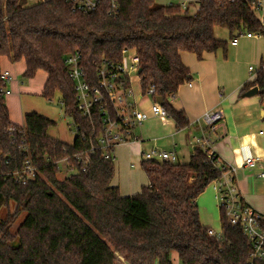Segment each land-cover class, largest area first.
I'll return each instance as SVG.
<instances>
[{
	"label": "trees",
	"instance_id": "obj_1",
	"mask_svg": "<svg viewBox=\"0 0 264 264\" xmlns=\"http://www.w3.org/2000/svg\"><path fill=\"white\" fill-rule=\"evenodd\" d=\"M254 1L198 0L183 9L177 3L118 0V11L110 14V2L103 0L97 11L84 14L66 0H0V75L2 57L24 60L28 78L44 71L42 96L51 100L59 93L65 115L90 132L77 108L65 56L80 50L83 64L93 70V62L119 61L128 49L140 58L143 91L155 86L180 130L188 119L167 97L191 80L182 52L198 58L221 48L227 52V41L215 35L217 26L231 38L264 36ZM193 4L198 5L194 12ZM254 87L264 104L263 69L242 92ZM55 123L37 112L25 115L24 126L13 123L0 92V209L15 203V212L0 220V264H120L121 258L127 264H173V251L180 264H264V259L250 260L249 241L228 222L224 207L220 238L202 224L197 199L221 175L202 148L196 147L186 163L143 160L148 185L122 195L112 185L114 161L97 150L82 171L74 156L85 143L77 136L73 144L51 137L48 130ZM22 143L41 172L35 180L17 181L14 175L27 157ZM65 158L75 171L61 180L57 163ZM21 214L25 217L12 232Z\"/></svg>",
	"mask_w": 264,
	"mask_h": 264
},
{
	"label": "built area",
	"instance_id": "obj_2",
	"mask_svg": "<svg viewBox=\"0 0 264 264\" xmlns=\"http://www.w3.org/2000/svg\"><path fill=\"white\" fill-rule=\"evenodd\" d=\"M72 8L84 14L97 11L103 0H66ZM235 1V0H231ZM110 14H115L119 9L118 0H109ZM183 9L187 2L180 4ZM255 11H262L264 0H255L253 3ZM264 26V21L261 20ZM253 36L259 34L236 33L230 44H238L239 36ZM83 53L75 50L65 56V64L68 68L70 79L74 83V90L77 98V108L82 117L88 120V131L84 125L75 120L73 123L76 129V136L85 143L84 150L74 157L81 162L82 171H86L90 163V155L97 150L102 151L105 159L115 160L116 148L124 143L141 142L142 138L137 130L148 116L158 117L161 120H171L172 116L168 110L158 102L154 85H149L146 91L142 89V76L140 75V58L128 49L123 50L119 61H112L106 58L93 62V70H89L83 64ZM264 61V56H263ZM250 71L256 68L250 65ZM4 85L0 92L5 96L11 91L7 87L12 76L9 71H2L0 75ZM138 88V90L136 89ZM149 97L151 103L147 109L143 108L144 99ZM168 101L172 104L176 93H171ZM224 115L221 111L206 113L202 119L195 123L201 127V135H194L195 147L202 148L207 153L208 161L221 172L214 183L218 192L220 207L226 210L228 222L241 228L251 246L250 260L257 261L264 259V211L254 209L248 205L240 196L234 178L235 168L220 162L218 155L212 150L214 140L212 135L216 132L217 125L222 121ZM10 130H14L11 127ZM22 153H27L23 167L17 170L14 175L17 181L35 180L41 176L39 168L31 159L27 144L19 146ZM68 164V170H75L69 167L70 158L64 159ZM143 160H158L177 163L176 152L153 147L142 152ZM261 157L249 156L243 160V166L247 168H258L257 176L264 179V166L260 165ZM209 235L220 238L222 231L217 232L209 228ZM122 262H125L121 258Z\"/></svg>",
	"mask_w": 264,
	"mask_h": 264
},
{
	"label": "crops",
	"instance_id": "obj_3",
	"mask_svg": "<svg viewBox=\"0 0 264 264\" xmlns=\"http://www.w3.org/2000/svg\"><path fill=\"white\" fill-rule=\"evenodd\" d=\"M197 1L158 0L161 4H181ZM197 9V4L190 7L192 12ZM262 11L264 12V8ZM218 27L215 28V35L218 39H221L216 33ZM245 37L256 38L258 36L245 35ZM239 44L240 39L238 38V44L235 46L230 44V46L235 51ZM261 57L262 63L256 72L250 71L249 68V74L240 75L229 68L227 60L223 57L220 49L216 52H205L202 58H198L192 52H182V60L190 69L191 80L179 87L172 105L185 113L189 125L178 130L173 118L165 121L158 117L148 116L138 128L139 131H137L142 141L124 143L116 148L115 174L112 185L117 186L122 195L138 193L143 186L148 185L149 180L144 169L142 166L139 168V164L133 159L136 157L142 159V152L153 147L174 151L177 154L178 162H182L181 157L185 161L182 163L188 162L193 150L196 148L192 137L198 135L196 133H199L201 127L204 126L203 121L200 125L195 122L198 119L201 120L208 112L221 111L224 118L217 125L216 132L212 135L214 140L212 150L218 155L221 163L235 168L234 178L242 199L254 209L264 211V179L257 176L259 167L247 168L243 166V160L249 156L261 157L260 165L264 166V104L258 94L247 96L246 92H242L246 82L254 80L259 70L263 69L264 71L263 55ZM17 63L18 61L12 62L7 57L1 59V70L9 71L12 76L9 83L11 92L7 96H13L9 98L6 104L10 111L11 121L15 124L19 123L15 122L17 119L13 118L10 107L15 108V105L20 104V108H23L21 98H16L15 95L22 92L21 90L25 86L23 81L19 82L17 80L18 74H24L25 61L24 67L21 69ZM25 115L23 114L24 124H21L23 126L25 125ZM147 123H149L146 130L147 140L149 141L145 140L142 135V128H145ZM169 138H171L173 144L167 147V139ZM150 143H154V145L150 147ZM160 144L166 146H163V148L160 147ZM135 148L138 150L135 151ZM201 195L199 198L201 222L203 225L214 229L220 208L216 184L211 183ZM209 206L210 210L208 209ZM172 253L173 264H180L179 254L176 251ZM120 264L127 263L121 262Z\"/></svg>",
	"mask_w": 264,
	"mask_h": 264
},
{
	"label": "rangeland",
	"instance_id": "obj_4",
	"mask_svg": "<svg viewBox=\"0 0 264 264\" xmlns=\"http://www.w3.org/2000/svg\"><path fill=\"white\" fill-rule=\"evenodd\" d=\"M36 2L37 0H29L30 4H34ZM155 2L156 4H161L158 2V0H155ZM256 15L261 20L264 21L263 11H257ZM216 33L221 39L226 40L228 43L227 52H224L222 48L220 49V51L222 52L223 57L226 58L229 68L233 69L236 73L240 75H246L247 73L249 74L250 65H253L257 70L259 65L262 63L261 55L264 56V36L263 35H260L256 38H247L245 37V35H242V37L239 36L240 44H239V47H237L234 51L232 49V46H230L229 44L231 36L229 35L228 30L226 28L219 26L216 30ZM17 65L21 69L22 67H24V61L23 60L18 61ZM17 77H18L17 80H19V82L23 81L25 83V86L22 88L21 90L22 92H18L15 95L16 98L17 97L19 99L21 98L23 102V108L22 109L20 108V104L15 105V108L10 107V110L13 114V118L15 117L17 119L15 122L19 123L18 125L24 124L23 114L25 115V113L37 112L56 122L55 125L50 127L48 130V134L51 137L57 138L68 144H73L76 138V129L73 123V119L70 116L65 115L63 104L61 102V95L57 93L54 98L49 100L43 97L41 94L43 90V84L45 83V79H46L45 72L39 71L33 78H28L24 76L23 73L18 74ZM7 87H10V84H7ZM136 89L138 90V88ZM12 96L13 95L11 96L5 95L6 102ZM150 103H151V99L149 97H146L144 99V103L142 104L143 108L147 109ZM148 127H149V123L145 124V128L143 127L144 129L142 128V135L145 140H147V136H148L147 131H146ZM137 131H139V129ZM196 134L201 135V130L199 133H196ZM167 143H168L167 147L168 145L171 146V144H173L171 141V138L167 139ZM153 145L154 143L149 144L150 147ZM149 146L147 147V149L149 148ZM163 146H166V145L160 144V147H163ZM194 146L196 145L194 144ZM137 150L138 149L135 148V151ZM140 160L142 161V159H140L139 157H136L133 159V161H136V163L139 164V168L142 166V163ZM181 161L185 162L182 159V157H181ZM57 165L59 167V173L57 174L58 179L62 180L66 176H68L70 173L75 171V170H68V164L65 160L58 162ZM201 196L202 195H200L197 199L198 207H199V198ZM219 207H220V204H219ZM220 208H219V214L216 219V227L214 228L217 232H220L221 230V209ZM208 209L210 210V206L208 207ZM8 211L11 213L15 212L14 202H11L8 208L3 207L0 209V220L4 219L7 216ZM199 211H200V207H199ZM24 217H25V214L20 215L16 223L11 228L12 232H15L17 230L18 226L21 224ZM172 254H171V257H172Z\"/></svg>",
	"mask_w": 264,
	"mask_h": 264
},
{
	"label": "water",
	"instance_id": "obj_5",
	"mask_svg": "<svg viewBox=\"0 0 264 264\" xmlns=\"http://www.w3.org/2000/svg\"><path fill=\"white\" fill-rule=\"evenodd\" d=\"M139 72H141V69H139ZM258 93H259V88H258V87H254V88H252L251 90H249L248 92H246V95H247V96H252V95H256V94H258ZM157 100H158V102H159L160 104L163 105V103H164V99H163L162 97L158 96V97H157Z\"/></svg>",
	"mask_w": 264,
	"mask_h": 264
}]
</instances>
